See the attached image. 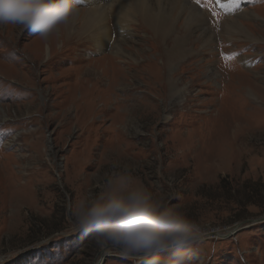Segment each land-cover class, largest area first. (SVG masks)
I'll return each instance as SVG.
<instances>
[{
	"label": "rangeland",
	"instance_id": "rangeland-1",
	"mask_svg": "<svg viewBox=\"0 0 264 264\" xmlns=\"http://www.w3.org/2000/svg\"><path fill=\"white\" fill-rule=\"evenodd\" d=\"M189 2L212 40L194 34L172 62V39L133 28L123 47L140 71L127 76L112 29L103 46L62 32L43 61L40 37L0 26V264H136L73 231L72 206L112 160L201 223L188 264H264V0ZM244 11L252 38L225 34Z\"/></svg>",
	"mask_w": 264,
	"mask_h": 264
},
{
	"label": "clouds",
	"instance_id": "clouds-1",
	"mask_svg": "<svg viewBox=\"0 0 264 264\" xmlns=\"http://www.w3.org/2000/svg\"><path fill=\"white\" fill-rule=\"evenodd\" d=\"M79 16L77 0H0V26L40 37L43 61L52 57L51 39L56 37L59 50L62 32L67 34ZM110 168L72 206L73 231L136 264H188L204 235L201 223L169 194L142 183L134 167L112 160Z\"/></svg>",
	"mask_w": 264,
	"mask_h": 264
},
{
	"label": "bare ground",
	"instance_id": "bare-ground-1",
	"mask_svg": "<svg viewBox=\"0 0 264 264\" xmlns=\"http://www.w3.org/2000/svg\"><path fill=\"white\" fill-rule=\"evenodd\" d=\"M83 2L86 3L85 9L79 8L80 16L78 20L71 26L67 34L63 33L61 37L66 40L65 44L74 43L78 45L79 40L69 41L72 36L76 37L83 33H88L90 37L95 41H99L100 45L103 46L108 42L112 29L118 35L116 37L118 39L112 45V51H114L112 54L119 56L121 60H125L124 64L127 65L124 69L119 68L116 72H124V75H126L125 72L140 71L138 70L140 64L136 61L132 63L129 60L131 54H129L126 47H123L125 43L131 41V39L127 40V38L130 33H133V28L144 27L150 30L154 38L151 37L148 40L153 44H157L159 41L164 44L165 40L172 39L174 45L166 52L168 59L172 62V59L176 60L184 54L192 53L191 47L186 48V44H188V39L194 34L201 41L202 47L212 40L214 34L211 23L207 20L206 13L200 8H196L189 0H83ZM251 14V12L244 11L236 16H241L239 18L226 17L228 23L227 21L224 22L225 34L229 35L232 32L235 33L233 30L241 29L239 32L243 33L247 39H251L252 34L246 30L240 21L243 16L251 17ZM178 26H180L182 33L178 30ZM232 27H235V29H232ZM40 39L38 38V40ZM135 51L136 53L143 52L142 49H135ZM116 56L114 57L115 60L118 59ZM114 59L112 60L114 61ZM87 69H90V71L94 70V68ZM107 70H110L108 64L101 65L98 71L107 72ZM94 72L97 71L95 70Z\"/></svg>",
	"mask_w": 264,
	"mask_h": 264
},
{
	"label": "snow or ice",
	"instance_id": "snow-or-ice-1",
	"mask_svg": "<svg viewBox=\"0 0 264 264\" xmlns=\"http://www.w3.org/2000/svg\"><path fill=\"white\" fill-rule=\"evenodd\" d=\"M194 2L196 4H200L201 0H194ZM227 2L229 5H233V4L238 5L239 4V0H227ZM216 3L222 8L226 6L224 3L221 2V0H216ZM231 58H232L231 56L226 57V59H231Z\"/></svg>",
	"mask_w": 264,
	"mask_h": 264
},
{
	"label": "water",
	"instance_id": "water-1",
	"mask_svg": "<svg viewBox=\"0 0 264 264\" xmlns=\"http://www.w3.org/2000/svg\"><path fill=\"white\" fill-rule=\"evenodd\" d=\"M251 221H253V220H251ZM214 233H217V232H212V234H214ZM213 236H215V237H225L226 235H224V234H216V235H213Z\"/></svg>",
	"mask_w": 264,
	"mask_h": 264
}]
</instances>
